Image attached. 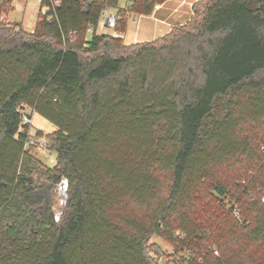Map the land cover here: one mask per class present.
I'll return each instance as SVG.
<instances>
[{
    "label": "trees",
    "instance_id": "1",
    "mask_svg": "<svg viewBox=\"0 0 264 264\" xmlns=\"http://www.w3.org/2000/svg\"><path fill=\"white\" fill-rule=\"evenodd\" d=\"M118 5L65 0L32 32L0 18V264H159L152 237L186 247L185 264H264L262 198L215 179L244 159L264 196V0H201L135 44L119 37L126 20L97 33ZM26 108L55 128L53 167L33 153Z\"/></svg>",
    "mask_w": 264,
    "mask_h": 264
},
{
    "label": "rangeland",
    "instance_id": "2",
    "mask_svg": "<svg viewBox=\"0 0 264 264\" xmlns=\"http://www.w3.org/2000/svg\"><path fill=\"white\" fill-rule=\"evenodd\" d=\"M125 0H119V4H123ZM11 12L7 13L8 21L12 24L22 23V28L26 32H32L34 30L37 21V7L33 2L26 3L24 1L16 2L13 7H11ZM24 17V18H23ZM137 16L131 15L128 21L127 36L136 30L137 26ZM139 26V25H138ZM126 43L130 42L127 38L124 40ZM26 115H30V109L26 108L24 110ZM30 137L33 141L32 148L33 153L38 157L45 165L52 166L54 161V155L49 154L46 151L47 140L46 137L49 133L53 132L55 128L52 124L44 120L38 115L33 116V122L31 124ZM252 132L260 133L261 127L254 126L251 128ZM257 129V130H256ZM40 131L42 137H36V132ZM264 147L263 144H261ZM38 147L39 150H38ZM252 167L246 160H240L239 162L232 163L230 165L222 167L216 172V180L224 183L229 191L234 189L241 184L247 185L251 184L253 189L249 191V198L260 197L262 203L264 204V196L261 195V189L258 188V184L254 181L252 177ZM53 194V212L62 213L63 206L59 204V198L56 190V186L52 192ZM236 220H241V216L237 211L235 213ZM149 246L155 248L154 252H150V256L159 264H185L183 257L189 255L187 248L170 243L161 237H152L148 243ZM204 248V244H201L200 249ZM199 249V248H198Z\"/></svg>",
    "mask_w": 264,
    "mask_h": 264
},
{
    "label": "crops",
    "instance_id": "3",
    "mask_svg": "<svg viewBox=\"0 0 264 264\" xmlns=\"http://www.w3.org/2000/svg\"><path fill=\"white\" fill-rule=\"evenodd\" d=\"M199 1L201 0H167L162 4H158L156 5V8L153 9L151 15H136V21L138 23L136 26V30L133 33H130V35L127 36L126 30V32L123 35H119V37H123L124 40L125 38H127L130 41L128 42V44L154 41L157 38H160L169 33V31L173 27L181 26L187 23L193 15L192 6ZM130 4L131 0H125L123 4L118 5V8H127ZM17 24L22 26V23ZM54 164L55 159L53 161V165L49 167H53Z\"/></svg>",
    "mask_w": 264,
    "mask_h": 264
},
{
    "label": "built area",
    "instance_id": "4",
    "mask_svg": "<svg viewBox=\"0 0 264 264\" xmlns=\"http://www.w3.org/2000/svg\"><path fill=\"white\" fill-rule=\"evenodd\" d=\"M1 2L9 1L11 7L18 1H24L26 3L33 2L38 11V19H44L46 21H53L57 18V9L60 8L62 3L65 0H0ZM76 1H82L86 3H92L95 2L96 0H76ZM156 8V5L154 6ZM133 15L128 8H123V9H113V8H105L104 11L102 12L101 18L98 22L97 25V33L102 34V35H111L113 37H117L118 35L115 32V28L120 21H128L130 16ZM1 20L10 23L7 18V13H1L0 14ZM93 29L88 28L87 29V34L88 37L92 34ZM34 114L31 113L30 115H23V120L22 124L31 126L32 124V116ZM30 136V132H29ZM31 138V137H30ZM30 145H33L32 139L30 140ZM40 147H38L39 150ZM67 180L65 178H62L60 182L56 185V190L59 198V204L60 206H65L66 205V200H67ZM236 213V212H234ZM62 213H54V221L59 222L61 218Z\"/></svg>",
    "mask_w": 264,
    "mask_h": 264
}]
</instances>
